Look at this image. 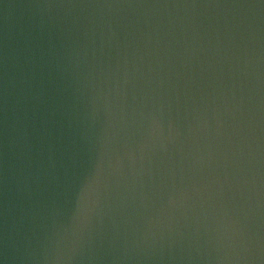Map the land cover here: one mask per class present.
Instances as JSON below:
<instances>
[{"label":"water","instance_id":"1","mask_svg":"<svg viewBox=\"0 0 264 264\" xmlns=\"http://www.w3.org/2000/svg\"><path fill=\"white\" fill-rule=\"evenodd\" d=\"M0 264H264V0H0Z\"/></svg>","mask_w":264,"mask_h":264}]
</instances>
